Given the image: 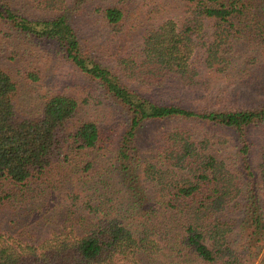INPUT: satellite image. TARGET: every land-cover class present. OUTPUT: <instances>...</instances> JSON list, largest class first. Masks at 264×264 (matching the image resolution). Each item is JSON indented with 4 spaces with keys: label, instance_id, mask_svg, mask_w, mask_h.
Listing matches in <instances>:
<instances>
[{
    "label": "trees",
    "instance_id": "1",
    "mask_svg": "<svg viewBox=\"0 0 264 264\" xmlns=\"http://www.w3.org/2000/svg\"><path fill=\"white\" fill-rule=\"evenodd\" d=\"M185 1L188 15L182 25L171 19L146 31L140 50L121 56L115 71L85 51L61 13L67 0H37L41 9L55 13L47 18L18 13L0 1L1 21L54 46L65 61L120 101L130 118L117 148V169L130 202L117 208L95 176L86 174L95 162L91 152L108 138L98 121L83 117L79 99L65 92L47 95L38 108L23 106L21 80L12 67L0 66V207L32 201L54 189L56 181L81 180L82 189L75 187L71 195L69 231L62 229L44 241H20L0 231V264H156L163 255L185 264L189 259L195 264H264V146L253 166L249 139V128L264 122V106L199 112L156 102L129 84L160 86L177 77L195 87L196 55H203L207 67L224 70L232 62L235 38L248 37L264 47V0ZM102 12L113 30L122 29V6ZM29 75L37 79L35 73ZM167 118L233 129L239 165L230 167L209 137L198 139L186 129L166 133L158 159L144 160L139 128ZM144 183L154 187L151 196ZM88 187L92 193L83 196ZM237 210L244 220L231 218L229 213Z\"/></svg>",
    "mask_w": 264,
    "mask_h": 264
},
{
    "label": "rangeland",
    "instance_id": "2",
    "mask_svg": "<svg viewBox=\"0 0 264 264\" xmlns=\"http://www.w3.org/2000/svg\"><path fill=\"white\" fill-rule=\"evenodd\" d=\"M0 1L11 6L16 12L33 18H47L55 14L50 10L41 9L37 0ZM67 1L68 8L61 13L67 15L85 51L114 71L117 70V61L121 56L140 50L142 37L146 31L171 19L182 25L188 15L186 11L188 1L185 0ZM114 5H120L125 10L120 31L112 29L102 12L106 7ZM230 57L232 62L228 69L219 70L207 67L202 54L196 55L194 66L198 70L199 84L195 87L183 84L177 77H169L160 86L129 84L156 102L178 104L199 112L263 107L264 47L248 37L235 38ZM0 66L12 67L10 70L21 80L19 101L23 106L27 104L29 108H38L47 95L59 92L68 93L79 99L83 109L82 116L97 120L103 133L108 136L99 151L94 154L91 152L89 158L93 159L95 156V162L86 174L95 176L97 185L107 192L103 194L111 195L117 208L128 205L130 200L128 201L124 191V188L127 191V184L117 169L118 144L130 122L122 103L107 95L102 85L88 79L78 68L65 61L58 55L54 46L19 34L11 25L1 20ZM30 73H35L37 79L32 78ZM176 129L189 130L198 139L209 137L212 148L228 161L230 167L235 169V165H239V139L233 129L181 118L158 119L142 124L138 130V145L143 159H158V151L165 134ZM249 139L252 144L250 160L253 166H256L262 158L264 122L249 128ZM71 175L77 176L75 172ZM69 180L71 182H66L65 185L56 181L54 189L48 188L45 194L27 203L18 205L5 203L0 207L1 233L7 238L20 241L36 239L44 241L60 233L62 229L69 231L71 214L68 219L67 211L68 208L72 211L71 195L75 193V187L82 192L78 186L81 180ZM145 186L151 196L154 187L148 183ZM87 189L83 196L88 197L87 193H92L93 190L89 187ZM50 191L53 193H48ZM97 197L96 195L95 198ZM262 197L264 200V196ZM229 215L238 221L244 220L242 210L230 212ZM75 218L78 219L79 216L76 215ZM74 225L78 227L77 222ZM242 243L239 244L241 248ZM252 258L251 262L256 259L254 254ZM156 264L185 263L163 255ZM186 264L195 263L189 259V263ZM248 264H251L250 261Z\"/></svg>",
    "mask_w": 264,
    "mask_h": 264
}]
</instances>
